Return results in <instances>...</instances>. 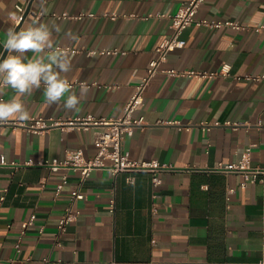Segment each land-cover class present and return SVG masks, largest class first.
<instances>
[{
    "label": "crops",
    "instance_id": "crops-1",
    "mask_svg": "<svg viewBox=\"0 0 264 264\" xmlns=\"http://www.w3.org/2000/svg\"><path fill=\"white\" fill-rule=\"evenodd\" d=\"M187 1L43 0L42 14L41 0H0V59L8 55L2 57L8 28L19 31L34 22L51 28L54 22L62 26L59 33L52 29L54 45L68 50L72 63L62 75L96 84L71 111L64 99L49 104L41 86L22 98L30 118L119 117L155 48L171 35L168 16ZM15 6L28 8L18 24ZM62 13L84 16L55 17ZM196 17L245 28L189 27L181 33L184 47L169 51L160 65L207 73L228 66L227 76L157 72L149 81L143 106L134 113L144 124L123 137L122 149L131 160L175 169L159 173L158 186L149 172L93 169L83 182L84 198L73 204L75 221L59 234L58 221L79 175L35 163L75 150L92 158L104 128L33 134L0 125V264H264V181L239 188V174L215 171L237 162L248 146L251 165L264 168V79H252L264 76V32L254 31L264 25V0H204ZM113 49L119 53L87 54ZM80 89L72 87L78 97ZM14 95L8 88L0 100ZM27 161L34 165L25 166ZM64 174L67 183L54 197ZM228 188L234 192L227 197ZM32 215L20 236L21 223Z\"/></svg>",
    "mask_w": 264,
    "mask_h": 264
},
{
    "label": "built area",
    "instance_id": "built-area-1",
    "mask_svg": "<svg viewBox=\"0 0 264 264\" xmlns=\"http://www.w3.org/2000/svg\"><path fill=\"white\" fill-rule=\"evenodd\" d=\"M204 0H188L185 4L177 8V10L168 16L170 19L171 35L168 38L162 40L155 48V57L148 62L144 76L134 86L133 92L129 100L125 103L122 114L117 118H104L93 117L86 115L83 117L75 118H42L33 117L27 121L11 120L3 125H9L13 127H20L24 130L32 132L33 134H40L47 132L50 129L58 128L60 131L68 129H83L88 130L92 128H104L102 133L99 134L96 139L97 152L89 159H85L79 150L67 151L63 158H52L49 160L38 161L35 164L48 168L51 172H57L60 169L69 170L79 175L75 187L69 192L66 206L63 209L62 215L58 221L57 231L60 234L66 228V226L74 222L77 217V212L73 210V204L77 200L84 198L82 191L83 182L88 178L93 169H106L111 175H115L121 172H149L151 174V183L153 186L160 184L158 174L161 172H173L175 169L164 163H158L156 161L151 162H137L129 158V153L122 149V139L124 136H131L134 128L141 127L144 124V118L141 115L135 116L134 113L141 109L144 101V92L149 84L151 78L157 73H164L168 77H187V78H203L212 79L216 76H227L228 66H222L219 71L213 73L199 72L194 70L177 71L174 69H162L160 65L166 61V54L174 49H180L184 47L185 41L181 38V33L189 28H206L209 30H215L219 28H229L232 30H243L245 27L237 22L229 20H208L204 18H197L196 14L202 5ZM15 10L18 12V16L15 19V24H18L22 18L24 12L21 6H15ZM84 15H69L62 13L57 18L65 19H80ZM88 17L93 16L87 14ZM116 16H110L114 19ZM162 17V15H159ZM256 32H264V25H260L254 28ZM66 50V49H62ZM68 51V50H66ZM75 52V51H72ZM118 50H89L88 55L105 54L115 55L118 54ZM123 53V52H121ZM254 80L264 79V76L253 77ZM71 86H91L95 83L86 84L85 82H69ZM160 124L163 122H159ZM164 124H172L165 122ZM174 124V123H173ZM217 125V123H214ZM251 146L244 149L237 162L232 164L222 165L219 164L215 171L224 173H236L242 177V181L239 184V188H245L248 184H254L256 182L264 181V168L254 167L250 163L249 152ZM25 166L34 165L33 162L27 161ZM128 181L132 182V177H128ZM67 183V176L64 174L61 176L60 181L55 185L54 197H57L63 186ZM234 192V189L228 188L226 190L227 197ZM3 197H0V202ZM109 211L112 212L113 201L109 202ZM34 216H30L27 221H24L20 225V236H22L26 228L33 222ZM41 232V229H39ZM20 237L18 238L15 248H18ZM262 244H264V236H262ZM108 264H115L114 261Z\"/></svg>",
    "mask_w": 264,
    "mask_h": 264
},
{
    "label": "clouds",
    "instance_id": "clouds-1",
    "mask_svg": "<svg viewBox=\"0 0 264 264\" xmlns=\"http://www.w3.org/2000/svg\"><path fill=\"white\" fill-rule=\"evenodd\" d=\"M41 7L42 14L46 13L43 0ZM53 28L57 33L62 31V26L54 22L51 28L48 24L38 22L19 31L13 27L8 28L3 45L8 55L0 59V96L8 88L12 89L15 95L7 101L0 100V125L10 120H29L30 114L22 98L30 96L41 86L49 104L64 99L63 107L69 111L76 110L80 99L86 96V86H81L78 97L72 91L66 76L62 75L71 71V57L66 50L54 45ZM66 35L72 38L70 32ZM29 52L33 53L31 58L27 56Z\"/></svg>",
    "mask_w": 264,
    "mask_h": 264
},
{
    "label": "water",
    "instance_id": "water-1",
    "mask_svg": "<svg viewBox=\"0 0 264 264\" xmlns=\"http://www.w3.org/2000/svg\"><path fill=\"white\" fill-rule=\"evenodd\" d=\"M27 9H28V8H27ZM27 9H26V11L24 12V14L22 15V18L27 14V11H28ZM22 18H21V19H22ZM15 29H16V31H17L18 26H17ZM5 52H6V49H5V51H4L3 55H2V57L4 56ZM1 59H2V58H1Z\"/></svg>",
    "mask_w": 264,
    "mask_h": 264
}]
</instances>
